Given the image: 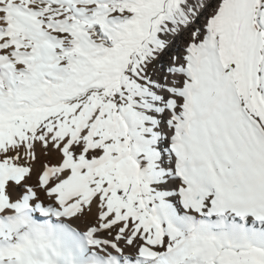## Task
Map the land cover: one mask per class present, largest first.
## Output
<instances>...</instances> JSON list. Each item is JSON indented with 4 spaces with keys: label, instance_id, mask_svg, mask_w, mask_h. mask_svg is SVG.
<instances>
[{
    "label": "snow or ice",
    "instance_id": "obj_1",
    "mask_svg": "<svg viewBox=\"0 0 264 264\" xmlns=\"http://www.w3.org/2000/svg\"><path fill=\"white\" fill-rule=\"evenodd\" d=\"M0 264H264V0H0Z\"/></svg>",
    "mask_w": 264,
    "mask_h": 264
}]
</instances>
